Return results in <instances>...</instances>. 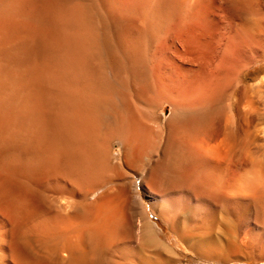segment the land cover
Masks as SVG:
<instances>
[{"label": "bare ground", "instance_id": "obj_1", "mask_svg": "<svg viewBox=\"0 0 264 264\" xmlns=\"http://www.w3.org/2000/svg\"><path fill=\"white\" fill-rule=\"evenodd\" d=\"M17 3L0 25V264H169L151 213L264 264V164L241 156L263 119L232 101L260 59L256 1L92 0L103 99L86 143L51 115L42 0Z\"/></svg>", "mask_w": 264, "mask_h": 264}, {"label": "clouds", "instance_id": "obj_2", "mask_svg": "<svg viewBox=\"0 0 264 264\" xmlns=\"http://www.w3.org/2000/svg\"><path fill=\"white\" fill-rule=\"evenodd\" d=\"M42 4L48 18L42 38L51 53L50 66L45 72L51 115L66 139L86 143L93 111L103 99L92 75L98 57L92 0H42ZM17 8V0H0V25L18 24ZM248 19L256 23L257 18L249 16ZM259 164L252 160L246 163L250 170H256ZM254 182L256 189L264 190V179L256 181L255 177ZM236 184L252 186L242 183L239 176Z\"/></svg>", "mask_w": 264, "mask_h": 264}, {"label": "rangeland", "instance_id": "obj_3", "mask_svg": "<svg viewBox=\"0 0 264 264\" xmlns=\"http://www.w3.org/2000/svg\"><path fill=\"white\" fill-rule=\"evenodd\" d=\"M255 1H256V9L258 8V10H259V11L258 10L257 11L261 12V14L257 12V15L260 14L261 18H259V16H258L257 19L259 22L256 21L257 27L260 26L258 28V31L260 34V40H261L260 59H259V62L256 65H254V67H252V68L250 67L246 71V76H247L246 77V85L248 86V90H243V91H240V93L236 92L235 94H233L232 95V101L235 102V104L238 101L239 103L237 102L238 105H236V106L238 108H242V106H243V108H244V107H246L244 105L247 104L246 101L248 99H250L252 96V98H254V100L256 102H254V104L251 103L252 104L251 105L250 101L248 100L249 104H247L248 105L247 108L251 105L249 108H254V109L258 110L259 116H258L257 120H258V122H261V120L263 119V121L261 123L264 126V123H263L264 122V104H263L264 103L263 102L264 101V79H263L264 78V35H262V34H264V0H255ZM259 5H260V7H259ZM259 8H261V9H259ZM247 21H250V20L247 18ZM260 30H262V31H260ZM261 80H263L262 83H260ZM258 84L261 85L260 88L256 87ZM249 85L255 86V88L250 89L252 87H249ZM237 95H239V96H237ZM242 95H243V97H242ZM247 96H248V99H247ZM235 97L237 98V100H235L236 99ZM238 97L240 99H238ZM242 99H243V101H242ZM242 102H243V104H242ZM164 114H165V116H168L170 114V108L169 107L165 110ZM256 141H257L256 138L254 136H252V140L250 141L247 149L242 152L241 156L247 162L250 160V158H252L251 159L252 161H255L257 158L258 162H260V164L263 165L264 160L262 159V156L264 158V153H263V151H262L263 154L258 155L257 153H259V152L261 153V150L264 149V148L260 149V148H262L261 146H264V143L262 144L263 141L258 140L259 142H257V143H259V145H257V146H260V143H261L260 148H258V147H255ZM115 147H116L115 148L116 151L119 152V150H120L119 146L116 145ZM254 148L255 149L257 148V149L255 150ZM258 149H260V150H258ZM254 150H255V152H254ZM253 154L256 157L255 159H254ZM261 160H263L262 163H261ZM151 215L154 217L155 221H158L161 224L163 231L161 229H159L160 232L157 233L153 230V228L151 226L147 225V233L150 237L157 239L158 241H161V243H163L166 246V249L162 252H163L164 256L166 257L169 264H245L242 261H240L234 257L235 253L229 254V252L226 251L225 249L224 250L222 249V250H219L216 252L214 247H213V242H212L213 237H215V235L210 236L211 240L208 236H206V235H204L198 231H193V230H188L184 234L180 235L169 224L164 223L162 221V219L158 218L157 216H155L152 213H151ZM146 222H147V220H146Z\"/></svg>", "mask_w": 264, "mask_h": 264}]
</instances>
